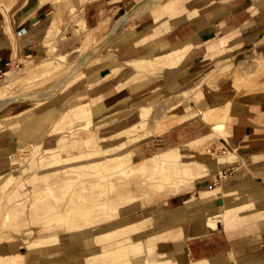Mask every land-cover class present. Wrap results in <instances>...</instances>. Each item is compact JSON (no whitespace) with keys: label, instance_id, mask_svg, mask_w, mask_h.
I'll return each mask as SVG.
<instances>
[{"label":"rangeland","instance_id":"obj_1","mask_svg":"<svg viewBox=\"0 0 264 264\" xmlns=\"http://www.w3.org/2000/svg\"><path fill=\"white\" fill-rule=\"evenodd\" d=\"M17 1L19 0H12L13 3H7L8 8ZM171 1L138 0L135 4L129 5L123 14L116 16L103 27L98 26L94 29L86 27L82 13L76 12L75 8L71 11L64 4L66 11L63 9L65 14H63V18L65 19L62 21L59 31H55L57 33L52 34L53 36L51 35L49 38H43L39 47L40 54L24 59L18 68L12 64L0 71V99L16 96L19 98L16 101L0 104V124L7 127L5 122H10L18 114L26 115L27 109V113L32 112L29 118L33 121L36 120L27 127L26 132L20 138H15L18 131L13 132L11 136H0V153L8 149L12 141L11 151L8 150L7 153L0 154V167L14 163L20 164L19 168L14 171L12 178L7 183L1 184L2 187L0 185V253L11 252L25 255L26 261L28 260L26 264H148V259L150 262H156V264H188L191 261H196L182 254L184 252L183 236L185 234L187 236L184 229L185 231L188 229V227H183L186 222L182 217L186 214L189 216L195 210H197L195 212L197 214L200 208L206 206L205 204L208 205L210 201L216 200L217 195L202 203L201 206V202L199 203L197 198L200 189L205 191V189L212 190L214 188L221 196L228 184V179L223 178L216 185L213 184L212 180L222 173V168H228L223 163L225 160L233 161L236 159L231 150H224L223 152L221 149L219 139H226L225 131H211L210 120H213V116H209L210 120L206 123L200 117L201 112L197 113V110H199L198 107L206 110L215 106L216 99L219 97L223 99L219 105H226V102L229 101L226 118L228 119L233 98L247 92L264 90V85L258 83L264 77V36L256 41L252 49L253 58L247 60L235 58L227 65L229 67L222 71L211 70L199 76L194 83L178 84L176 81L174 82V79L168 80L173 74V69L169 68L173 66L172 62L167 63L168 58L162 57L160 59L157 57L158 54H154V50L150 51L145 47L148 41L152 39V34L157 26H167L165 7ZM7 4L0 3V9L6 8ZM132 8L134 14L132 13L128 21L123 23L114 34H109L117 18L119 19L129 13ZM42 33L44 32L39 31L37 34ZM120 47H122L121 50L118 49ZM140 50L141 53H139ZM44 63H47L46 66L48 67V71L43 73L46 75L41 74V78L40 75H38L39 77L35 76L34 74L38 70H33V68ZM56 65L57 68H55ZM85 66L86 68H84ZM128 66L130 73L126 77L127 80L116 83L109 88L110 85L108 84H111L115 74ZM87 67L91 69H87ZM82 68L83 72L80 70ZM6 71L12 75V81L9 82L8 87H5V84L8 83L5 82L3 75ZM143 75L146 77L141 82L134 84L136 88L132 92L129 91L131 93L125 89L121 94L114 95L117 93L118 87L124 86L127 81ZM189 79L187 77L184 81L188 82ZM217 79L219 80L218 83H216ZM61 80L65 81L59 84ZM100 84H102L103 89ZM95 87L102 91L91 92ZM49 89L53 91L52 96L48 95ZM106 96H110L107 101L109 105H113L119 99H126L128 96L129 98L125 101V105L122 104L110 109L109 107L95 109L97 102L107 98ZM131 96L137 100L132 101ZM143 105L149 106L150 109L142 118L139 107ZM188 106L189 108H187ZM43 112L46 113L42 114ZM169 119L172 120L167 123ZM228 122L229 120L225 121L224 128ZM170 123H172L171 126L174 124L173 128L180 124L186 125L184 129H179L187 133L185 140L186 138L190 139L186 144L189 145L193 141L198 144L197 148L185 147L186 144L180 145L184 146L181 149L187 150H185L186 156L179 161L177 160V163L182 162L185 167L188 166L189 174H195L199 167L208 163H216L219 168L204 178L193 181L190 184L193 187L189 185L186 190L180 193H175L169 186V183L175 179L173 177H177L179 173L178 169H175L176 162L169 164L164 170H156L154 174L153 172L141 173L143 178L140 173V176L130 173L135 177L130 179V175L123 174L126 172L125 170L121 172L122 168L132 161L136 162L167 150L168 146L158 144H161L159 140L162 136L173 129L171 126L169 127L168 124ZM163 125L170 129L167 130ZM24 126L25 124H23ZM130 131L133 132V136H126V132ZM76 133L81 135L78 136ZM3 134L4 131L0 130V135ZM109 137H116L117 139L113 140ZM118 142L122 143V151L120 152H130L132 161L113 164L114 160L111 158L116 153L112 154L106 149L118 144ZM48 148H53L52 152H46ZM69 148L72 150L71 153ZM81 150L86 153L93 151H99V153L94 154V157L92 155L87 156L85 158L87 164H83L86 160L79 162L80 168L78 170L64 164L62 166L47 164L51 155L64 158L72 153H80ZM110 159L111 161H109ZM225 171L226 177L229 173L227 170ZM116 172L127 176L128 181L127 177H121L120 174V177L116 176L118 175L115 174ZM168 172L174 173L172 180H169ZM152 174L154 175L153 178L151 177ZM56 175L61 177L60 181L64 179L62 182L65 183L62 185L55 183L58 181L54 180ZM110 175H113L114 178H111ZM149 175H151L150 178ZM96 177L102 179V182L98 178L95 179ZM91 181L95 184L93 185L94 188ZM115 183L118 187L115 186ZM37 185L39 186L37 187ZM74 187L77 188L73 189ZM188 191H191V194L180 199H190V202L185 204L181 202L182 200L179 202L183 206L186 205L187 209H185L186 206L173 209L172 204L167 205V200L171 195ZM37 193L39 194L35 205L38 208L32 212V203L35 201ZM129 199L131 200L129 201ZM102 200H105L107 206L104 212L96 204ZM224 200L231 205L228 197H224ZM188 204L190 205L188 206ZM229 207L225 214L228 222H231L232 212ZM113 208L117 209L114 216H112L113 210L116 212V209ZM98 211L100 212L97 213ZM87 213H90L89 216H84ZM103 213H108V216ZM147 213L153 214L151 220L144 218ZM197 215L198 217L203 216L202 213ZM4 217L5 219H3ZM174 219L177 220L173 222ZM174 223L177 226H172ZM118 228L122 229L120 233L122 237L111 241L108 245L105 244L102 251L122 247L121 253L118 255L112 253L107 257L101 258V256L99 259H89L92 253L98 252L96 249L99 248H94L96 238ZM150 240H155L154 252L150 256L144 251L138 255L131 254L130 251L135 249L138 244L142 245L143 242L146 243ZM131 241L136 242L129 244L126 249L124 246ZM164 241H172V244L158 245L159 242ZM80 244L82 248L78 247ZM46 245L51 246L53 254L56 255L55 258H45V255L41 254ZM65 245L71 248V251L67 250L68 247ZM36 251L38 252L36 253ZM163 251L169 252L162 253ZM172 254H174L173 263L169 261ZM216 260L220 261L215 263ZM208 262L210 264H254L248 261H238L234 259L233 255H224ZM256 264H264V262Z\"/></svg>","mask_w":264,"mask_h":264},{"label":"crops","instance_id":"obj_2","mask_svg":"<svg viewBox=\"0 0 264 264\" xmlns=\"http://www.w3.org/2000/svg\"><path fill=\"white\" fill-rule=\"evenodd\" d=\"M49 1L38 5L39 0H19L5 11L0 9V71L12 64L20 65L24 59L40 54L39 47L45 37L44 33L37 32L27 38L24 33L32 30L35 22L45 20L57 12L59 2L61 6L68 3L76 12L82 13V19L89 29L103 27L123 14L129 5L138 2ZM191 10L198 11V18L186 20L175 27V23L185 19ZM165 11L168 24L166 27L157 26L150 41L153 40L157 46V51H153L158 54L157 57L168 58L166 62H172L173 66L169 68L173 69V74L168 80L174 79L178 84L194 83L199 76L211 70L222 71L235 58H253L254 42L264 36V0H172ZM187 77L190 78L188 82L184 81ZM258 83L264 85V77ZM228 120L224 128L226 139L220 138L219 142L222 151L231 150L236 159L223 162L228 168H222L221 171L227 170L229 173L224 178L228 179L225 191L221 193L222 196H217L216 200L198 210L203 216L190 213L183 217L186 222L184 228L203 217H208L216 225H207L205 232L200 235H184L182 254L196 261L233 255L238 261L256 264L264 262V90L247 92L233 98ZM185 127L180 124L173 128L170 133L162 136L159 140L161 144L158 145L174 148L186 144L190 139L185 140L187 133L179 130ZM190 194L191 191L171 195L167 205L172 204L173 209L180 208L183 206L179 203L182 200L180 198ZM224 197L230 199L228 201L231 205L225 202ZM181 202L185 204L190 199ZM228 207L232 212L230 224L225 214ZM167 244H172V241L158 243L160 246ZM124 247L127 249L128 245ZM43 248L41 254L45 258L56 257L51 246ZM121 249L117 247L109 250L108 256L112 253L120 254ZM130 252L133 254V250ZM25 257L11 252L0 253V264H26L28 260ZM169 259L173 263L174 254Z\"/></svg>","mask_w":264,"mask_h":264},{"label":"bare ground","instance_id":"obj_3","mask_svg":"<svg viewBox=\"0 0 264 264\" xmlns=\"http://www.w3.org/2000/svg\"><path fill=\"white\" fill-rule=\"evenodd\" d=\"M12 0H8V1H6V0H0V3L2 4V2H4L5 4H7V3H13V2H11ZM46 1H48V0H39V3H37L38 5H41V4H43L44 2H46ZM62 1H64V0H62ZM148 1V0H147ZM18 2V1H17ZM16 2V3H17ZM50 3L51 2H57V0H50L49 1ZM69 2V1H68ZM154 2V1H153ZM61 2H59V5L60 6H58V11L57 12H55V13H53V14H51V15H49L48 16V18L47 19H45V20H43L42 19V21H38V22H35V24H34V26H33V28H32V30H30V31H26L24 34V37H29V36H31L32 34H34V33H37V32H39V31H43L44 32V35H45V37H48L49 38V36H51L52 34H54V33H57L58 31H59V28H60V26H61V24H62V21L65 19V18H63V16L65 15L64 14V11H63V9H65L68 5V3L67 4H65L66 5V7H64V4H62V6H61V4H60ZM152 3V2H151ZM15 4V3H14ZM141 4V3H140ZM146 4V3H145ZM49 5H51V4H49ZM72 5V4H71ZM142 5V4H141ZM148 5V4H147ZM64 7V8H63ZM139 7H140V5H139ZM37 8V7H36ZM60 8H62L61 9V13H60ZM68 9L70 8V10L72 11L73 9H74V7L73 6H68L67 7ZM6 9H8V4L6 5V8H3V11H5ZM54 9V8H53ZM135 9V8H134ZM34 10H36V9H34ZM75 10V9H74ZM65 11H66V9H65ZM134 10H133V8L130 10V12L129 13H126L125 15H123V16H121L119 19L117 18V21H116V23H115V25L112 27V29L110 30V33L109 34H114L116 31H117V29L124 23L125 24V22L126 21H128V19H129V17L132 15V13L134 14V12H133ZM192 11V10H191ZM67 12H68V10H67ZM30 14V13H29ZM64 14V15H63ZM137 15V14H136ZM26 16V15H25ZM24 16V17H25ZM198 11L197 10H194V11H192L191 13L189 12V14L186 16V18L185 19H180V21H177L176 23H175V27L176 26H179V25H181V24H183L186 20H194V19H197L198 17ZM23 17V18H24ZM28 17V14H27V16L25 17V18H27ZM12 18V17H11ZM24 18V19H25ZM25 22V21H24ZM83 22V21H82ZM84 24V23H83ZM33 25V24H32ZM83 26V25H82ZM65 29V28H64ZM120 29V28H119ZM29 30V29H28ZM55 31H57V32H55ZM20 36V35H19ZM53 36V35H52ZM23 37V36H22ZM21 38V37H20ZM47 39V38H46ZM103 42V41H102ZM101 42V43H102ZM89 43H90V41H89ZM101 43H100V45H101ZM254 43H256V41L254 42ZM129 45V44H128ZM254 45V44H253ZM98 46H99V44H98ZM126 46V45H125ZM97 47V46H96ZM96 47H95V49H96ZM124 47V46H123ZM146 49H149L150 51H152V50H154L155 52L157 51V46H155V43H154V41L152 40V41H150L149 43H147L146 44ZM91 48V47H90ZM121 48L122 47H120V48H118L119 50H121ZM137 48V47H136ZM135 48V49H136ZM116 49V48H115ZM145 49V48H144ZM117 50V49H116ZM134 50V49H133ZM133 52V51H132ZM48 53V52H47ZM90 53V52H89ZM129 53V52H128ZM139 53H141V50H140V52ZM133 54V53H132ZM137 54V53H136ZM131 55V54H130ZM132 57V56H131ZM80 58V57H79ZM83 58V57H82ZM84 58H86V57H84ZM105 59V58H104ZM81 61V60H80ZM100 61V60H99ZM103 61V60H102ZM52 62V61H51ZM136 62V61H135ZM54 64V62L52 63V65ZM56 64V63H55ZM59 64V63H58ZM97 64H99V62H97ZM104 64V63H103ZM47 65V63H44L43 65H36L34 68H33V70L34 69H36V70H38V72H36L34 75L35 76H38V75H40V78H41V74L44 76V75H46V74H43V73H46L47 71H48V67L46 66ZM49 65H51V64H49ZM133 65V64H132ZM135 65V64H134ZM133 65V66H134ZM78 66V65H77ZM83 66V65H82ZM82 66H80V67H82ZM86 66H88V65H86ZM86 66L84 67V68H86ZM62 67V66H61ZM55 68H57V65H56V67ZM54 68V69H55ZM60 68V67H59ZM93 68V67H92ZM125 68V67H124ZM74 69V68H73ZM87 69H91L90 67H87ZM87 69H85V70H87ZM129 66L127 67V68H125V69H122V70H120L118 73H116L115 74V76L113 77V80L111 81V84H108V85H110L109 86V88H111V86H113L114 84H116V83H119V82H124V81H126L127 80V76L129 75ZM52 70H53V68H52ZM81 71L83 70V68L82 69H80ZM51 71V70H50ZM84 71V70H83ZM82 71V72H83ZM25 72V71H24ZM68 72V71H67ZM66 72V73H67ZM72 72V71H71ZM258 72V71H257ZM70 74V73H69ZM4 76H5V82H7L8 84H5V87L7 86H9V82H11L12 81V75H10V72L9 71H6V72H4V74H3ZM72 75V74H71ZM71 75H69V76H71ZM67 76V75H66ZM66 76H63L64 78L66 77ZM151 76V75H150ZM155 76V75H154ZM39 77V76H38ZM61 77H62V75H61ZM144 77H146V75H143V76H139L138 78H134V79H131V80H129V81H127V83L124 85V86H121V87H118V91H117V93H113L114 95H117V94H121V92L123 91V90H125V89H127L128 90V92L129 91H133V90H135V88H136V86L134 85V84H136V82H141L143 79H144ZM238 77V76H237ZM31 78V77H30ZM151 78H152V76H151ZM153 78H155V77H153ZM239 78V77H238ZM35 79V78H34ZM37 79V78H36ZM30 80V79H29ZM28 80V81H29ZM33 80V79H32ZM59 80V79H58ZM237 80V79H236ZM239 80V79H238ZM27 81V80H26ZM27 81V82H28ZM31 81V80H30ZM34 81V80H33ZM65 81V80H64ZM63 80H61L60 81V83L59 84H62L63 82H64ZM16 82V81H15ZM23 82H24V80H23ZM18 84V83H17ZM154 84V83H153ZM22 86H23V84H21ZM101 86H102V84H100ZM236 85V84H235ZM54 87V86H53ZM98 87H100V86H98ZM98 87H95V88H93L92 90H91V92H95V93H98ZM105 87V86H104ZM225 87V86H224ZM227 87H229V86H227ZM227 87H226V89H227ZM50 88V87H49ZM55 89H57V87H55ZM101 89V88H100ZM102 89H103V86H102ZM104 89H106V87L104 88ZM225 89V90H226ZM52 90H54V89H52ZM46 91V90H45ZM99 91H102V90H99ZM54 92H56V91H54ZM112 92V91H111ZM131 92H129V93H131ZM223 92V91H222ZM229 92V91H228ZM219 93V92H218ZM224 93V92H223ZM227 93V92H226ZM231 93V92H230ZM52 94H53V91H50V89H49V91H48V95H51L52 96ZM39 96V95H38ZM108 96V95H107ZM106 96V97H107ZM29 97V96H28ZM95 97V96H94ZM194 97V96H193ZM193 97H191V98H193ZM27 98V97H26ZM127 98H129V96L128 97H126V99H119V100H117L113 105H109V102H107L109 99H110V96L109 97H107V98H104V99H102V100H100V101H98L97 102V104L95 105V109L97 108V109H100V108H107V107H109V109L110 108H112V107H115V106H121L122 104H124L125 103V101L127 100ZM131 98V100L132 101H134V100H137V98H133L132 96L130 97ZM19 98L16 96V97H9V98H2V100L0 99V104L1 103H4V102H12V101H16V100H18ZM223 99H221V98H217L216 99V104H214L215 106H213V107H209V109L207 108L206 110H203V108L201 109V107H198V109L199 110H197V113H200L201 112V116L200 117H202V120L204 121V122H206V123H208L209 122V116H213L212 118H213V120H210V129H211V131H215V132H222L223 130H224V123H225V121L226 120H228V119H226L227 118V114H228V109H229V101H227L226 102V105H219V103L221 104V101H222ZM34 101V100H33ZM32 101V102H33ZM37 101V100H36ZM35 102V101H34ZM33 102V103H34ZM70 105V104H69ZM125 105V104H124ZM194 107V106H193ZM52 108V107H51ZM51 108H49L50 110H51ZM187 108H189V106L187 107ZM48 109V110H49ZM149 109H150V107L149 106H140L139 107V112H140V116L143 118L147 113H148V111H149ZM196 108L194 107V110H195ZM47 110V111H48ZM104 110V109H103ZM106 110H108V109H106ZM191 110V109H190ZM27 111H28V109L26 110V115H24L23 113H21V114H18L17 116H14V119H12L10 122H5L6 123V126L7 127H5L4 125H2V124H0V130L1 131H4V134L3 135H0V136H8V135H10L11 136V134H13V132H15V131H18V134H17V137H15V138H20V137H22V135H23V133H25L26 132V129H27V127L31 124V123H33L34 121H36V120H34L33 121V119L31 120V118H29V116L31 117V115H32V112H29V113H27ZM183 111H186V110H184L183 109ZM196 111V110H195ZM171 112V111H170ZM189 113H190V111H188ZM213 112H215V113H213ZM46 113V112H45ZM44 112L42 113V114H45ZM23 114V115H22ZM42 114H39V115H42ZM52 115V114H51ZM181 115V114H180ZM194 115V114H193ZM38 116V115H37ZM36 116V117H37ZM43 116V115H42ZM42 116H41V118H42ZM45 116V115H44ZM43 116V117H44ZM183 116H185V115H183ZM188 116H190V115H188ZM29 118V119H28ZM40 118V117H39ZM141 118V119H142ZM157 118H158V116H157ZM177 118V117H176ZM179 118V117H178ZM181 119L183 118V117H180ZM185 118V117H184ZM37 119V118H36ZM121 120V119H120ZM172 120V119H171ZM170 119L167 121V123H169L170 121H171ZM179 120V119H178ZM113 122H116V121H113ZM118 122V121H117ZM110 123V122H109ZM109 123H107V125H109ZM166 123V122H165ZM176 123V122H175ZM23 124H25V126L23 127ZM103 124H105V123H103ZM162 124V123H161ZM171 124L172 123H170V124H168L169 125V127L171 126ZM46 125V124H45ZM101 125V124H100ZM137 126V125H136ZM164 126V125H163ZM173 126H174V124H173ZM173 126H171V128H173ZM96 127H98V126H96ZM166 129H167V127L168 126H164ZM43 128V127H42ZM148 128V127H147ZM158 129H159V127H157ZM175 128V127H174ZM149 129V128H148ZM164 129V128H163ZM170 129V128H169ZM169 129H167V130H169ZM131 130V129H130ZM165 130V129H164ZM166 130V131H167ZM83 131V130H82ZM94 131V130H93ZM126 131H128V130H126ZM40 132V131H39ZM119 132V131H118ZM121 132H124V131H121ZM71 133V132H70ZM95 133V132H94ZM117 133V132H116ZM132 131H130V132H126V136L127 135H129V137L130 136H133L132 135ZM170 133V132H169ZM72 134H74V133H72ZM77 135H78V133H76ZM119 134V133H118ZM131 134V135H130ZM81 135V134H80ZM80 135H78V136H80ZM112 135V134H111ZM148 135V134H147ZM166 135V134H165ZM73 137H74V135H72ZM76 137V136H75ZM96 137V136H95ZM34 138V137H33ZM109 138H111V139H117L116 137L114 138V137H109ZM136 139V138H135ZM110 140V139H109ZM125 140V139H124ZM19 141V140H18ZM134 141V140H133ZM130 142H132V141H130ZM129 142V143H130ZM199 142V141H198ZM11 145H12V141H11V143H10V147L8 148V149H6L5 151H3V152H1L0 154H5V153H7L8 152V150L9 151H11ZM102 145V144H101ZM121 145H122V143H119L118 142V144H116V145H113V146H111V147H109V148H107L106 149V151H110L112 154H115L114 156H112V160H114V165L115 164H117V163H124V162H126V161H132V154L130 153V152H120V151H122L121 150ZM181 145H184V144H181ZM185 147H187V146H190V147H194V148H197L198 147V144L195 142V141H193L191 144H189V145H184ZM184 146H178V147H174V148H172V146H171V148H168L167 150L165 149V151H163V152H161V153H158V154H156V155H154V156H151V157H148V158H143V159H141V160H138V161H136V162H134V161H132L129 165H127L126 167H123L122 168V170H121V172H124V170L128 173H123V174H125V175H130V179L133 177L131 174H141V173H146V172H153V174H154V172L157 170H164L165 168H166V166H169V164H171V163H173V162H176L177 160L179 161V159H181V158H183L184 156H186L185 155V150H187V149H181V147H184ZM102 147H104V146H102ZM106 147V146H105ZM132 147V146H131ZM70 149V153L72 152V150H71V148H69ZM52 150H53V148H48V149H46V152H52ZM196 151V150H195ZM97 153H99V151L97 152H89V153H86V152H82V150H81V152L80 153H77V154H75V153H72V154H70V155H68V156H66V157H58V156H50L51 158H49V160L50 161H48V163L47 164H53L54 166H62L63 164L64 165H69V166H71V167H74L75 168V170H78V168H80V164H79V162H83L84 160H86L85 158L88 156L89 157V155H96ZM101 154V153H100ZM108 154V153H107ZM106 154V155H107ZM94 155V156H95ZM99 155V154H98ZM103 155V154H102ZM93 156V157H94ZM105 156V155H104ZM100 157V156H99ZM98 157V158H99ZM97 158V157H96ZM101 158H102V156H101ZM111 159L109 160V161H111ZM94 160H95V158H94ZM90 161V160H89ZM92 161V160H91ZM106 161V160H105ZM108 161V162H109ZM78 163V164H77ZM177 163V162H176ZM83 164H87V160H86V162L85 163H83ZM186 164H188V163H186ZM174 165H175V163H174ZM189 165V164H188ZM19 166H20V164H16V163H14V164H11V165H8V166H4V165H2L1 167H0V178L1 177H4L3 179L1 178L0 179V185L1 184H5V183H7V181L8 180H10L11 178H12V176H13V173H14V171L16 170V169H18L19 168ZM174 168V167H173ZM218 168V166H217V164L216 163H208V164H206V165H203L202 167H199L198 169H197V171H196V173L195 174H189V169H188V166H184L183 165V163L182 162H178L177 163V165H176V168L175 169H178V175H177V177H173V178H175V179H173L172 180V176H173V172H168L167 174L169 175V180L171 179L172 180V182H170L169 183V186L170 187H172L171 188V190L172 191H175V193H180V192H183L184 190H186L187 189V187H189V185L190 184H192L193 183V181H197V180H200V179H202V178H204L205 176H207L208 174H210V173H212V172H214V171H216V170H218L217 169ZM236 169V168H235ZM118 172V171H117ZM115 173V174H118V173ZM162 172V171H161ZM131 173V174H130ZM159 173V172H158ZM112 174V173H111ZM114 174V173H113ZM115 174H114V177H116V176H119V174L118 175H116L115 176ZM121 175L120 174V176L121 177H123L124 175ZM140 174H139V176H140ZM152 174V176L151 175H149L148 177L150 178V176L153 178L154 177V175ZM159 174H161V173H159ZM163 174H165L164 173V171H163ZM142 175V174H141ZM162 175V174H161ZM167 175V176H168ZM111 176V175H110ZM109 176V177H110ZM113 176V175H112ZM111 176V178H114V177H112ZM119 176V177H120ZM135 176V175H134ZM19 177V176H18ZM54 177H56V179H54V180H58V181H56L55 183H57V184H64L65 182H62L64 179H62V181H60L59 179L61 178V177H58L57 175L56 176H54ZM118 177V178H119ZM124 177H127V176H124ZM156 177V176H155ZM98 177H96L95 179H97ZM105 178H107V176L105 175ZM104 178V179H105ZM128 177H127V181H128V179H129ZM133 178H135V177H133ZM141 178V177H140ZM142 178H143V175H142ZM141 178V179H142ZM147 178V177H146ZM16 179V178H15ZM14 179V180H15ZM91 179V178H90ZM94 179V178H93ZM99 179V178H98ZM104 179H103V181H104ZM109 179V178H108ZM116 179H117V177H116ZM122 179V178H121ZM44 179H42V181H43ZM87 180V179H86ZM100 180V179H99ZM98 180V181H99ZM102 180V179H101ZM100 180V181H101ZM107 180V179H106ZM114 180V179H113ZM189 180H191V181H189ZM5 181V182H4ZM45 181V180H44ZM108 181V180H107ZM110 181H111V179H110ZM117 181H118V179H117ZM120 181V180H119ZM143 181V180H142ZM16 182V181H15ZM82 182V181H81ZM81 182H79V183H81ZM92 182V181H91ZM97 182V181H96ZM102 182V181H101ZM121 182V181H120ZM124 182V181H123ZM129 182H131V181H129ZM98 183V182H97ZM105 183V182H104ZM134 183V182H133ZM75 184V183H74ZM78 184V183H77ZM87 184V183H86ZM92 184V186L93 185H95V184H93V182L91 183ZM98 184H100V182L98 183ZM103 184V183H102ZM116 184L117 183H115V186H116ZM118 184H119V182H118ZM90 185V184H89ZM111 185V184H110ZM114 185V184H113ZM122 185V184H121ZM128 185V184H127ZM139 185H141V184H139ZM3 185H1V187H2ZM39 185H37V187H38ZM69 186V185H68ZM86 186V185H85ZM92 186H90V187H92ZM114 186V187H115ZM190 186H192V185H190ZM95 186H93V188H94ZM97 187V186H96ZM105 187V186H104ZM116 187H118V186H116ZM193 187V186H192ZM40 188V187H39ZM38 188V189H39ZM67 188V187H66ZM77 187H74L73 189H76ZM87 188H88V186H87ZM86 188V189H87ZM92 188V189H93ZM62 189V188H61ZM65 189V188H64ZM114 189V188H113ZM131 189V188H130ZM133 189V188H132ZM35 190V189H34ZM40 190V189H39ZM84 190V189H83ZM140 190V189H139ZM159 190V189H158ZM219 190V189H218ZM64 191H66V190H64ZM67 191H69V190H67ZM106 192V191H105ZM132 192H133V190H132ZM131 192V193H132ZM138 192H140V191H138ZM154 193V192H153ZM38 194L39 193H37V195L35 196V201L32 203V212L34 211H36V209L38 208V206H36L35 205V203H36V200H37V197H38ZM103 194V193H102ZM134 194V193H133ZM152 194V193H151ZM150 194V195H151ZM73 195V194H72ZM78 195V194H77ZM116 195V194H115ZM132 195V194H131ZM135 195V194H134ZM148 195V194H147ZM218 196V197H220V193L218 194L217 193V191H216V189H212V190H207V189H205V191H201V189H200V192H199V194H198V196H197V198H198V200H199V203L201 202V206L203 205L202 203H205V202H207L210 198H214V196ZM33 196V195H32ZM74 196V195H73ZM141 196V195H140ZM139 196V197H140ZM177 196V195H176ZM216 196V197H217ZM222 196V195H221ZM75 197V196H74ZM73 197V198H74ZM143 197V196H142ZM78 199H79V197H78ZM84 199V198H83ZM133 199V198H132ZM218 199H220V198H218ZM81 200V199H80ZM131 199H129V201H130ZM197 200V201H198ZM76 201H77V199H76ZM127 201V200H126ZM74 202V201H73ZM128 202V201H127ZM126 202V203H127ZM78 203H80V202H78ZM124 203V202H123ZM122 203V204H123ZM194 203V202H193ZM196 204H197V202H195ZM222 203V202H221ZM15 205H16V203H14ZM18 205H19V202L17 203ZM76 204V203H75ZM96 204H97V206L101 209V211H106V208H107V206H106V204H105V200H102V201H98V202H96ZM125 204V203H124ZM21 205V204H20ZM120 205H121V203H120ZM190 204H188V206H189ZM194 206H197V205H195V204H193ZM12 206V205H11ZM11 206H10V208H11ZM14 206V205H13ZM17 206V205H16ZM117 206H119V205H117ZM186 206V205H185ZM81 207V206H80ZM192 207V206H191ZM191 207H189L190 209H191ZM9 208V209H10ZM82 208V207H81ZM193 208V207H192ZM215 208V207H214ZM113 209H116V208H113ZM185 209H187V206H186V208ZM110 210H112V209H110ZM192 210V209H191ZM115 210H113V213L114 214H112V213H110V214H112V216H114L115 215V213H117V209H116V212H114ZM145 211L147 212V210L145 209ZM190 211V210H189ZM193 211H194V209H193ZM197 210H195L193 213H195ZM100 211H98L97 213H99ZM145 212V213H146ZM91 213V212H90ZM90 213H87V214H84V216L86 215V216H89V214ZM96 213V214H97ZM189 213V212H188ZM92 214H94L93 212H92ZM95 214V215H96ZM105 216L107 215L108 216V213H103ZM144 214V213H143ZM196 214V213H195ZM197 214H199V213H197ZM4 215H6V214H4ZM98 215V214H97ZM96 215V216H97ZM103 215V217H105ZM116 216H117V214H116ZM152 216H153V214L152 213H147V214H145V219L146 220H151V218H152ZM191 216V215H190ZM183 218V217H182ZM185 218V217H184ZM3 219H5V217L3 218ZM2 219V220H3ZM70 219V218H69ZM107 220V219H106ZM104 221V220H101V221H103V222H107V221ZM154 220H156V219H154ZM175 220H177V219H175ZM99 221V220H98ZM167 221V220H166ZM150 222H152V221H150ZM150 222H149V224H150ZM174 222V221H173ZM217 222V221H216ZM145 223H146V221H145ZM153 223V222H152ZM4 224V223H3ZM169 224V223H168ZM185 224V223H184ZM183 224V225H184ZM151 225V224H150ZM149 225V226H150ZM153 225V224H152ZM207 225H212V226H214V225H216V224H214V223H211L210 221H209V218L208 217H203V218H201L200 220H194V221H192L189 225H188V229H187V231H185V229H184V233H186L187 232V236H196V235H200V234H202V233H204L205 232V229H206V226ZM130 226V225H129ZM135 226V225H134ZM159 226V225H158ZM136 227V226H135ZM156 227V226H155ZM134 228V227H133ZM172 228V227H171ZM126 229V228H125ZM121 228H118V229H114V230H112V231H109L108 233H106V234H104L102 237L101 236H98L97 238H96V241L94 242V245H95V249L96 248H99V249H96V250H98V252H96V254H94V253H92V255H90L89 256V259H93V258H98L99 259V257H101V258H103V257H107L108 256V253H109V250H113V249H115V248H117V247H115V248H112V249H109V250H105V251H102L104 248L103 247H105V244H109L111 241H113V240H118L119 238H121L122 237V234H120L121 233ZM186 235V234H185ZM134 242H136V241H131V242H129V243H127V245H129V244H132V243H134ZM154 243H155V240H150V241H147L146 243H142V245L141 244H138V246L135 248V249H133V254H140L141 253V251H144L148 256H150V254H152L154 251ZM89 245H91V244H89ZM66 246V245H65ZM64 246V247H65ZM81 246V244L78 246V247H80ZM92 246V245H91ZM126 246V245H125ZM63 247V248H64ZM66 247H68V246H66ZM71 247V246H70ZM77 247V248H78ZM75 247H73V249H74ZM80 248H82V247H80ZM101 248V249H100ZM70 250L71 248H67V250ZM72 249V250H73ZM75 250V249H74ZM71 251V250H70ZM68 254V253H67ZM78 254V253H77ZM81 256V255H80ZM173 257V256H172ZM171 257V258H172ZM87 259V258H86ZM220 260L222 259V258H219ZM146 260V259H145ZM219 260V261H220ZM208 261H210V260H203V261H191V262H189L188 264H210V262H208ZM218 260H216V262L215 263H218L219 262ZM88 262V261H87ZM147 263L148 264H156V262H150L149 261V259L147 260ZM165 264V263H164Z\"/></svg>","mask_w":264,"mask_h":264},{"label":"built area","instance_id":"obj_4","mask_svg":"<svg viewBox=\"0 0 264 264\" xmlns=\"http://www.w3.org/2000/svg\"><path fill=\"white\" fill-rule=\"evenodd\" d=\"M18 67H19V65H16V68H18ZM225 175H226V171H222L221 174L215 176L213 178V180H212L213 181V184L216 185L218 182H221L222 179L225 178Z\"/></svg>","mask_w":264,"mask_h":264}]
</instances>
